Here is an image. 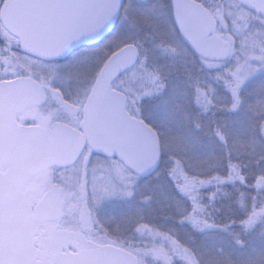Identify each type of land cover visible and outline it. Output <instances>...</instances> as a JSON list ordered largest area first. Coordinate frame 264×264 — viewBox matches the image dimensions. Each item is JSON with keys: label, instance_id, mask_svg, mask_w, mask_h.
<instances>
[{"label": "snow or ice", "instance_id": "1", "mask_svg": "<svg viewBox=\"0 0 264 264\" xmlns=\"http://www.w3.org/2000/svg\"><path fill=\"white\" fill-rule=\"evenodd\" d=\"M0 264H264V0H0Z\"/></svg>", "mask_w": 264, "mask_h": 264}, {"label": "water", "instance_id": "2", "mask_svg": "<svg viewBox=\"0 0 264 264\" xmlns=\"http://www.w3.org/2000/svg\"><path fill=\"white\" fill-rule=\"evenodd\" d=\"M185 14L190 18V25L194 29L203 19V14L197 11L194 7L189 5L186 9ZM13 217H14V224L20 223L23 211L22 209L18 208L15 204H13Z\"/></svg>", "mask_w": 264, "mask_h": 264}]
</instances>
